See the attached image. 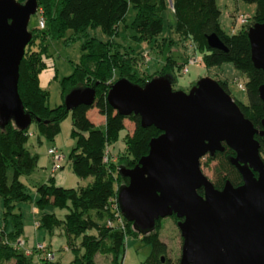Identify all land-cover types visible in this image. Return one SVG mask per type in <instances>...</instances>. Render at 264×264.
<instances>
[{
    "label": "trees",
    "instance_id": "obj_1",
    "mask_svg": "<svg viewBox=\"0 0 264 264\" xmlns=\"http://www.w3.org/2000/svg\"><path fill=\"white\" fill-rule=\"evenodd\" d=\"M243 1L257 3L259 7L256 16L251 17L250 22L235 34H228L222 28V12L217 0H172V7L179 29L193 40L197 52L204 53L202 59L207 65L231 62L248 76L246 84L240 83L247 92L248 103L234 99L240 104L245 116L260 128L264 109L259 89L264 84V71L253 63L248 29L254 23L264 22V0ZM169 3L170 0H39L45 27L40 26L41 31L32 30L33 38L26 47L19 76V93L26 111L32 115L33 120L25 129L18 127L13 121L4 128L0 126V196L6 201V216L14 215L16 226L12 232H7L0 226V264L12 261L14 264H36L40 259L38 252L27 256L19 246L24 224L22 214H13L12 211L17 203L32 198L22 178L31 175L38 162V157L33 155L27 146L29 137L35 134L32 131L33 123L40 140L44 136L53 139L59 133L61 123L69 112H72L73 133L77 139V146L70 155L74 172L82 179L92 177V180L87 186L76 188L59 186L53 177L48 182L39 184V197L36 200L39 209L43 210L47 206L69 209L62 218L55 212H42L40 227L49 232L60 226L64 228L71 245L69 247L76 252L84 250L81 255H76L74 264H98V254L111 255L109 264H124L122 252L127 234L139 232L135 230L133 223L123 216L119 207L118 189L128 182V178L121 174L120 166L136 165L141 157L148 154L151 139L161 131L156 126H142L139 115H122L108 102L107 93L115 82L113 70L118 67L121 57L116 59L107 44L97 38L89 40L87 46H84L89 49V53L85 55L83 66H77L74 73L61 82L63 98L75 87H94L97 95L93 104H80L71 111H67L64 102L51 107L48 104L49 91L40 83V73L48 67L46 41L52 35V30L55 35H59L66 28L80 31L94 25L100 26L107 34L113 36L117 34L118 25L125 18L129 7L134 5L138 9V15L133 27L143 38H152L163 31L162 13ZM49 23L52 30L48 28ZM212 34L220 37L226 49L209 46L208 36ZM171 62V68L166 69L163 74L171 73L175 77ZM135 76L127 67L121 71L120 78L127 77L142 85L152 78L140 82ZM220 83L230 93L228 85ZM92 109L105 116L104 125H99L93 120L89 114ZM127 120L135 123L133 134L127 127ZM125 129L128 132L123 135ZM257 139L261 142V151L264 153V136H257ZM120 140L125 142V148L118 151L117 158L114 159V145ZM216 159L218 165L213 182L217 188H223L227 180L235 186L242 183V176L226 155L220 154ZM200 193H203L202 189ZM118 219H122L123 226L122 223L118 225ZM160 221H157L156 230L144 236L153 247L144 264H172L166 258L167 244L161 240L158 233ZM72 235H83L81 246L70 242ZM42 261L41 264H62L54 259Z\"/></svg>",
    "mask_w": 264,
    "mask_h": 264
},
{
    "label": "water",
    "instance_id": "obj_2",
    "mask_svg": "<svg viewBox=\"0 0 264 264\" xmlns=\"http://www.w3.org/2000/svg\"><path fill=\"white\" fill-rule=\"evenodd\" d=\"M38 8L39 0H0L2 128L13 121L25 129L33 120L19 93V76ZM248 37L253 63L264 71V22L251 25ZM208 43L226 49L217 34L208 36ZM175 81L171 73L143 85L122 77L107 93L117 112L139 115L142 126L161 131L136 165L120 166L128 178L118 189L120 210L144 236L156 230L158 220L176 215L183 238L180 264H264V159L256 138L264 136V116L260 130L213 78H201L188 92L174 89ZM259 92L264 109V84ZM96 95L94 87L78 86L65 95L64 104L71 111L93 104ZM224 142L237 153L229 160L243 183L227 180L219 189L202 170L201 159L223 151Z\"/></svg>",
    "mask_w": 264,
    "mask_h": 264
},
{
    "label": "rangeland",
    "instance_id": "obj_3",
    "mask_svg": "<svg viewBox=\"0 0 264 264\" xmlns=\"http://www.w3.org/2000/svg\"><path fill=\"white\" fill-rule=\"evenodd\" d=\"M217 3L222 12V28L228 34L239 33L243 29L244 25L237 20L240 14H249L251 17H255L259 7L257 3H248L243 0H217ZM40 10L38 8V12L31 17L29 24L31 31L34 29L40 30V19H44ZM137 15L138 9L131 5L125 18L118 25L117 34L113 36L107 34L100 26L94 25H90L80 31L66 28L59 35H55L51 23H49L48 28L52 30V35L46 41L48 47V53L46 54L49 55L46 56V60L49 67L43 74L47 78L45 85L49 91L48 104L51 107L64 102L61 82L65 77L73 74L77 66H83L85 55L89 53V49L84 48V46H87V42L94 38L106 43V46L109 47L111 54L116 59L121 57L118 67L113 70L115 81L120 79L121 71L127 67L130 68L136 75L135 78L139 79L140 82L147 78L163 75L166 69L171 68L169 62L172 61L173 67L171 70L174 72L176 79L173 85L174 89L188 92L201 78L210 77L226 83L230 94L239 102L248 103L246 90L241 89L239 86L240 83L246 84L248 76L237 69L231 62L215 66L207 65L205 61L200 62L204 53L201 51L197 52L193 40L186 32L179 29L178 20L171 2L162 13L163 31L155 37L143 38L135 30L133 23ZM191 59H195L197 62L192 63ZM95 114L96 112H91L90 116L94 118ZM126 124L131 134H133L136 127L135 123L127 120ZM73 130L72 112H69L68 116L62 121L61 129L53 139H48L44 136L40 140L35 123H33L32 131L36 136L31 135L29 137L27 146L31 153L38 157V162L31 175L23 176L22 178L32 198L28 201L17 203L16 208L12 211L13 214H22L24 230L20 241L26 243L30 249H33L38 243L47 244L46 242H48L50 244L52 242V250L56 254L54 260L62 264H74L76 255H81L84 250L76 252L71 248L67 249L71 245L62 226L55 228L52 232L45 228L36 227V220H40L42 212H55L60 218L65 217L69 212L67 207L47 206L43 210L39 209L36 202L39 197L37 186L48 182L51 176L60 172L63 174V183L65 182L64 187L66 188L87 186L91 182L92 177L82 179L74 172L70 155L74 147L77 146V139ZM126 132H128L127 129L122 134L125 135ZM52 147H56L59 153L64 155L63 166L60 169H54L53 158L48 153V150ZM122 147L125 148L123 144ZM123 149L119 148L118 151ZM262 155L264 157V153ZM217 165L218 160L209 154L201 159L202 170L212 181L216 178L215 168ZM37 208L38 211H36ZM6 213V201L3 196H0V226L5 228L7 232H12L16 228L15 216H6ZM117 222L118 225L122 223L121 225L123 226L124 224L120 219ZM57 229L58 231H56ZM158 233L161 240L168 247L166 258L172 264H179L182 255L183 238L177 219L172 217L162 218ZM82 240L83 235H72L70 242L81 246ZM152 250L153 247L145 240L144 234L128 233L122 252L124 264H144ZM110 260L111 255L98 254L96 256L98 264H109ZM7 264H14V262Z\"/></svg>",
    "mask_w": 264,
    "mask_h": 264
},
{
    "label": "built area",
    "instance_id": "obj_4",
    "mask_svg": "<svg viewBox=\"0 0 264 264\" xmlns=\"http://www.w3.org/2000/svg\"><path fill=\"white\" fill-rule=\"evenodd\" d=\"M251 16L249 14H240L237 20L242 25H247L250 22ZM40 26L43 28L45 27V20L42 18L40 19ZM203 61L201 58L200 62ZM191 62H197L195 59H191ZM240 88L244 89L243 84H240ZM48 153L52 156L54 161V168L57 169L61 166V162L63 160V155L59 153V150L56 147H52L48 150ZM122 220V219H121ZM22 244L20 247H22L25 251V254L27 256H31L34 254V252H38L40 255V259L36 264H41L42 260H52L55 258L54 251L50 250L48 247V244L45 243H38L33 249H30L26 246V243L23 241L19 242V245ZM42 259V260H41Z\"/></svg>",
    "mask_w": 264,
    "mask_h": 264
},
{
    "label": "crops",
    "instance_id": "obj_5",
    "mask_svg": "<svg viewBox=\"0 0 264 264\" xmlns=\"http://www.w3.org/2000/svg\"><path fill=\"white\" fill-rule=\"evenodd\" d=\"M49 67V66H48ZM48 67L46 68V69H48ZM46 69H44L41 73H40V83H41V86L43 87V88H45V89H47L46 88V79L47 78H45V75L43 74V72L46 70ZM45 80V81H44ZM91 112H96V116L94 117V121L97 123V124H99V125H104L105 123H106V118H105V116H103V115H101V114H99L98 113V111L96 110V109H92V110H90L89 111V114L91 113ZM33 136H36V134H33ZM122 144L125 146V142H123L122 140H120V141H118L115 145H114V148H115V150H114V154H116V155H114V159H116L117 158V153H118V149L119 148H121V149H123L124 147H122ZM119 145H121V146H119ZM63 159H64V155H63ZM62 162H63V160H62ZM61 162V168H62V166H63V163ZM60 167L59 168H57V169H60ZM55 169V168H54ZM56 173V172H55ZM51 177H53L54 178V181H55V183L57 184V185H59V186H65V182L63 183V174H62V172H60L59 174H57V175H54V176H51ZM56 178V179H55ZM50 179V178H49ZM36 211H38V208L36 209ZM36 227H40V224H39V219H37L36 220ZM56 231H58V229L56 230ZM56 239V238H55ZM54 239V240H55ZM53 240V241H54ZM47 244H48V247H49V249L50 250H52V242L49 244L48 242H46ZM26 246H27V244H26ZM67 249H70V247H67ZM53 251V250H52ZM55 253V252H54ZM55 257H56V254H55Z\"/></svg>",
    "mask_w": 264,
    "mask_h": 264
},
{
    "label": "flooded vegetation",
    "instance_id": "obj_6",
    "mask_svg": "<svg viewBox=\"0 0 264 264\" xmlns=\"http://www.w3.org/2000/svg\"><path fill=\"white\" fill-rule=\"evenodd\" d=\"M256 128H258V127H256ZM263 127H260V128H258V129H262ZM257 136L258 137H263V136H261V135H259V134H257L256 135V138H257ZM224 145L226 146L225 147V149L223 150V151H217L216 153H215V158L217 157V156H219L220 154H224V155H226L227 156V158L229 159V156L230 155H234V156H236L237 155V153L235 152V150L234 149H232L231 147H229L225 142H224ZM262 148V147H261ZM210 155V154H209ZM261 155H262V151H261ZM211 156V155H210ZM262 158H263V156H262ZM264 159V158H263ZM230 161V160H229ZM231 163V162H230ZM232 164V163H231ZM233 165V164H232ZM234 166V165H233ZM237 169V168H236ZM237 171H238V169H237ZM239 172V171H238ZM240 173V172H239ZM241 175V174H240ZM255 175L256 176H258V173L257 172H255ZM242 183H243V178H242ZM201 190V189H200ZM175 218L176 217V215H173V216H170V218ZM179 220V219H178ZM178 220H177V224H178Z\"/></svg>",
    "mask_w": 264,
    "mask_h": 264
}]
</instances>
